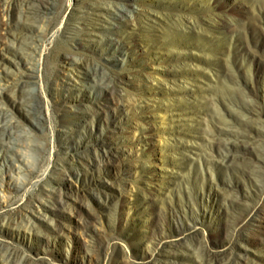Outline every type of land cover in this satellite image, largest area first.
<instances>
[{
  "label": "rangeland",
  "instance_id": "rangeland-1",
  "mask_svg": "<svg viewBox=\"0 0 264 264\" xmlns=\"http://www.w3.org/2000/svg\"><path fill=\"white\" fill-rule=\"evenodd\" d=\"M42 17L0 3V125L35 147L0 140V264H264V0Z\"/></svg>",
  "mask_w": 264,
  "mask_h": 264
},
{
  "label": "bare ground",
  "instance_id": "bare-ground-1",
  "mask_svg": "<svg viewBox=\"0 0 264 264\" xmlns=\"http://www.w3.org/2000/svg\"><path fill=\"white\" fill-rule=\"evenodd\" d=\"M47 1L48 0H17V1L3 0L0 3L4 4V11L10 17H12L14 15V13L19 11L24 18L31 19V20H39V19L43 18L42 14L45 11ZM23 89L26 90V85L23 86ZM0 136H1L0 137L1 142H3V140H8V141L12 142V144L6 145L7 146L6 148L10 152L11 157L16 156V153H17L16 150H17L18 146H24V147L29 148V149L35 148L30 143H25V142L22 143V142L13 141L12 140L13 134L11 132H8L7 130H5V127H3L1 125H0ZM29 166L30 165H28L27 168H29ZM39 200L43 202V200H41V199H39ZM30 203L32 204V206H35L36 209H37V207L40 208L42 206L41 204H39L37 202L36 198H31ZM59 203L61 204V206H59L60 209L65 208V205H66L65 200L60 199L58 202V205H59ZM33 210H35V208ZM22 264H34V263L31 262L30 260H27V261L22 262Z\"/></svg>",
  "mask_w": 264,
  "mask_h": 264
}]
</instances>
